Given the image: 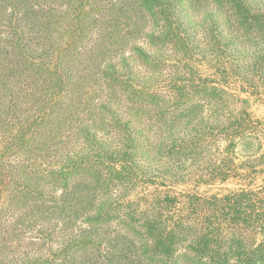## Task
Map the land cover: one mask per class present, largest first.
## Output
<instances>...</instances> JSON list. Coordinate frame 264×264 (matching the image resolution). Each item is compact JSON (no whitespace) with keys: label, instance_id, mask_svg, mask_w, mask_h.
I'll use <instances>...</instances> for the list:
<instances>
[{"label":"trees","instance_id":"16d2710c","mask_svg":"<svg viewBox=\"0 0 264 264\" xmlns=\"http://www.w3.org/2000/svg\"><path fill=\"white\" fill-rule=\"evenodd\" d=\"M204 61L264 96V0H0V264H264V125Z\"/></svg>","mask_w":264,"mask_h":264},{"label":"rangeland","instance_id":"374dc122","mask_svg":"<svg viewBox=\"0 0 264 264\" xmlns=\"http://www.w3.org/2000/svg\"><path fill=\"white\" fill-rule=\"evenodd\" d=\"M177 60H180V58L177 56H169L166 63L168 65L177 64ZM195 66L204 76H208L214 79L218 86L235 93L237 97L240 99V106L243 109L247 110L255 119L262 121L264 125V96L263 95L261 96L253 95L251 93L252 89H249V87H246V85H242V83L237 82L235 78H231V79L224 78L223 75L219 74L216 71V68L213 66V63L204 61L201 64H196ZM258 182L259 183L262 182V176H259ZM235 186L236 184L233 182H230L227 185H223V187H235ZM156 189L160 190V186L156 187V185H141L140 187L134 189L130 193V199L141 200L142 206L145 207L148 201L151 200L152 194L154 193ZM205 189L206 187H204L202 190H205ZM211 192L212 193H215V192L225 193L226 191L222 190V188H213Z\"/></svg>","mask_w":264,"mask_h":264}]
</instances>
